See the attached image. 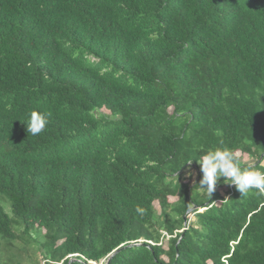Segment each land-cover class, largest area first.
Here are the masks:
<instances>
[{"label": "trees", "instance_id": "16d2710c", "mask_svg": "<svg viewBox=\"0 0 264 264\" xmlns=\"http://www.w3.org/2000/svg\"><path fill=\"white\" fill-rule=\"evenodd\" d=\"M218 147L264 171V0H0V264H264V194L198 187Z\"/></svg>", "mask_w": 264, "mask_h": 264}, {"label": "clouds", "instance_id": "9594fccd", "mask_svg": "<svg viewBox=\"0 0 264 264\" xmlns=\"http://www.w3.org/2000/svg\"><path fill=\"white\" fill-rule=\"evenodd\" d=\"M46 113L33 110L26 123L28 134L36 136L44 131L48 124ZM193 160H190L191 164ZM202 172L199 188L205 190L210 196L214 192L217 182L224 178V182L234 185L242 196L250 190L264 194V171L255 168H242L234 150L230 148H216L210 150L197 160ZM143 212L142 209H137Z\"/></svg>", "mask_w": 264, "mask_h": 264}, {"label": "rangeland", "instance_id": "374dc122", "mask_svg": "<svg viewBox=\"0 0 264 264\" xmlns=\"http://www.w3.org/2000/svg\"><path fill=\"white\" fill-rule=\"evenodd\" d=\"M241 161L244 163H252L253 160L251 158H249L248 156H241ZM263 165H264V161H263ZM188 174H185V177L188 178ZM194 177V176H193ZM188 181V180H185ZM192 181V180H190ZM171 201H174V199H171ZM4 206V205H3ZM155 207L156 209H159L158 204L155 203ZM4 210L6 213H8L10 215V211H9V207L8 204L6 205V201H5V206H4ZM190 219H192V216H189ZM34 235V239L36 240H40V238L38 236ZM28 242V239L25 238L24 240H22L21 242H16L14 248L11 250V253L13 254V261L14 264H45L41 254L39 253V251L37 250V244H30L27 245L25 243ZM32 243V242H30ZM4 253V256H3ZM0 255V259L2 261L6 260V258L9 256V253L6 251L3 252Z\"/></svg>", "mask_w": 264, "mask_h": 264}, {"label": "water", "instance_id": "95a60500", "mask_svg": "<svg viewBox=\"0 0 264 264\" xmlns=\"http://www.w3.org/2000/svg\"><path fill=\"white\" fill-rule=\"evenodd\" d=\"M263 158H264V154L260 157V160H262ZM216 187H217V184H216ZM216 187H215V188H216ZM209 203H210V201L207 202V204H209ZM192 209H194V207H193ZM202 210H203V209H202ZM202 210H201V211H202ZM184 224L186 225V223H184ZM119 250H120V249H117V250H115L111 255H109L108 259L105 261V264H108L110 258H111L114 254H116L117 252H119ZM70 261H74V259H71Z\"/></svg>", "mask_w": 264, "mask_h": 264}, {"label": "built area", "instance_id": "2783aa9c", "mask_svg": "<svg viewBox=\"0 0 264 264\" xmlns=\"http://www.w3.org/2000/svg\"><path fill=\"white\" fill-rule=\"evenodd\" d=\"M233 186V185H232Z\"/></svg>", "mask_w": 264, "mask_h": 264}]
</instances>
